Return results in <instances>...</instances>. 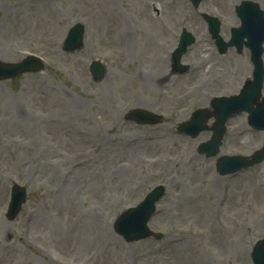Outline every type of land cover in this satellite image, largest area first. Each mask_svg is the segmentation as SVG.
Here are the masks:
<instances>
[{
	"label": "rangeland",
	"instance_id": "obj_1",
	"mask_svg": "<svg viewBox=\"0 0 264 264\" xmlns=\"http://www.w3.org/2000/svg\"><path fill=\"white\" fill-rule=\"evenodd\" d=\"M241 1L201 0L194 9L188 0H0V60L34 54L45 64L0 82V264H252L264 233V160L227 176L215 164L250 156L264 133L238 114L218 156L207 158L196 150L211 132L192 139L176 130L251 76L249 51L218 55L200 16L218 18L228 41ZM248 1L264 12V0ZM78 22L84 45L67 54L62 42ZM182 29L195 42L181 60L188 69L174 74ZM94 59L105 70L100 81L88 71ZM134 108L162 122L130 123L124 115ZM14 185L27 197L8 221ZM158 185L165 195L148 227L163 236L125 242L114 220Z\"/></svg>",
	"mask_w": 264,
	"mask_h": 264
},
{
	"label": "water",
	"instance_id": "obj_2",
	"mask_svg": "<svg viewBox=\"0 0 264 264\" xmlns=\"http://www.w3.org/2000/svg\"><path fill=\"white\" fill-rule=\"evenodd\" d=\"M200 1L190 0L195 8ZM235 12L241 20V26L231 30V39L228 43H224L219 35V21L205 14L202 17L208 24L209 32L215 40L219 53H225L228 47H235L238 51H241L243 45L250 49L251 60L254 65L252 79L245 81L238 95L228 98H213L211 100L212 110L198 109L191 114L188 121L177 125L179 133L195 138L200 132L209 130L206 123L210 118L214 119V123L210 128L213 133L212 138L198 147V152L205 154L207 157L215 156L218 153L221 138L225 133L224 124L235 114L247 113L248 124L257 130L264 131V99L260 100L264 75L261 61L262 43L264 42V18L258 5L247 1L241 2L235 8ZM83 35L84 27L81 24L73 26L63 41V51L69 54L79 51L83 45ZM193 43L194 37L182 30L177 47L172 53L173 72L183 73L186 71L187 66L182 65L180 59L186 49ZM42 67L41 61L34 56H29L12 64L0 61V81L9 80L24 73L38 72ZM89 71L95 81L101 79L104 74L103 68L96 61L92 62ZM126 118L142 125L161 122L159 117L142 109L131 110ZM263 159L264 146L262 150L255 152L249 160L245 157H222L218 160L217 172L220 175L231 174L259 163ZM164 192L162 186H157L145 196L137 207L123 212L114 222V232L128 243L149 237L160 239L161 234L152 233L147 223L155 212V203L161 200ZM24 201L25 189L15 185L11 190L8 206L7 217L9 220L15 218ZM250 257L253 264H264V235L254 245Z\"/></svg>",
	"mask_w": 264,
	"mask_h": 264
},
{
	"label": "bare ground",
	"instance_id": "obj_3",
	"mask_svg": "<svg viewBox=\"0 0 264 264\" xmlns=\"http://www.w3.org/2000/svg\"><path fill=\"white\" fill-rule=\"evenodd\" d=\"M156 76V75H155ZM159 76V75H158ZM163 79V78H162ZM208 122V121H207ZM209 127H210V125H209ZM3 229V228H2ZM2 229H0V231L2 230ZM42 234H43V232H42Z\"/></svg>",
	"mask_w": 264,
	"mask_h": 264
}]
</instances>
